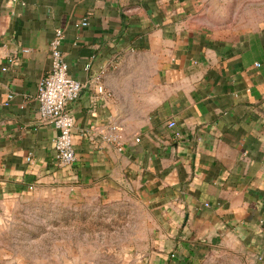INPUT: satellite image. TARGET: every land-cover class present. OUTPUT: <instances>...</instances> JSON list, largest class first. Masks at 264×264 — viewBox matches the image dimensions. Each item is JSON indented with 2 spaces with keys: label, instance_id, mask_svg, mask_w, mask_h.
Returning <instances> with one entry per match:
<instances>
[{
  "label": "crops",
  "instance_id": "crops-1",
  "mask_svg": "<svg viewBox=\"0 0 264 264\" xmlns=\"http://www.w3.org/2000/svg\"><path fill=\"white\" fill-rule=\"evenodd\" d=\"M221 1L0 0V184L136 195L159 264H199L227 243L264 264V21L230 33ZM57 31L83 86L66 167L37 102ZM111 125L121 151L100 139Z\"/></svg>",
  "mask_w": 264,
  "mask_h": 264
},
{
  "label": "rangeland",
  "instance_id": "rangeland-1",
  "mask_svg": "<svg viewBox=\"0 0 264 264\" xmlns=\"http://www.w3.org/2000/svg\"><path fill=\"white\" fill-rule=\"evenodd\" d=\"M230 33L264 21V0H223ZM225 16V17H224ZM136 195L118 199L66 187L17 192L0 184V264H159L158 225ZM220 244L199 264H249Z\"/></svg>",
  "mask_w": 264,
  "mask_h": 264
},
{
  "label": "built area",
  "instance_id": "built-area-1",
  "mask_svg": "<svg viewBox=\"0 0 264 264\" xmlns=\"http://www.w3.org/2000/svg\"><path fill=\"white\" fill-rule=\"evenodd\" d=\"M81 26H86V23L82 22ZM62 39V32L57 31L49 43L50 70L37 83V102L39 122L51 125L57 132L53 140L55 158L59 164L66 167L71 166L76 158L73 144L75 122L69 107L78 100L83 86L68 73V65L60 51ZM12 62L13 59H10L9 63ZM6 70L5 67L2 68V71ZM97 92L103 94V88L98 86ZM174 125V122L168 123L169 128ZM118 132L119 129L111 125L100 131L99 136L103 143L121 151ZM138 141L136 139V142Z\"/></svg>",
  "mask_w": 264,
  "mask_h": 264
}]
</instances>
